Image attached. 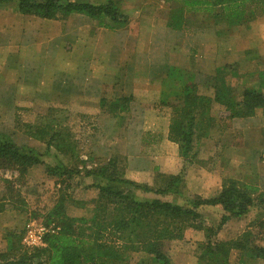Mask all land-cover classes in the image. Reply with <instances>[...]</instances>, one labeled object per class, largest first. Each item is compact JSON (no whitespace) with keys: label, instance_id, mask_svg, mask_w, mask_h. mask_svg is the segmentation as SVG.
Returning a JSON list of instances; mask_svg holds the SVG:
<instances>
[{"label":"rangeland","instance_id":"rangeland-1","mask_svg":"<svg viewBox=\"0 0 264 264\" xmlns=\"http://www.w3.org/2000/svg\"><path fill=\"white\" fill-rule=\"evenodd\" d=\"M120 2L122 9L128 10L131 21L128 28L121 27L120 30L78 13L48 19L0 8V135L21 147L35 149L44 161L24 172L0 168V212L3 211L0 215V251H6V233L10 229L22 232L24 238L31 222L51 229L55 222L47 226V219L61 217L63 212L70 217L94 215L98 193L91 184L97 178H82L83 174L111 158H116L119 173L123 171L125 160L117 154L120 148L110 137L118 138L122 127H126V133L139 128L141 111L132 106L138 104L142 96L155 105L160 100V95L152 92L131 95L132 100L125 111H109L108 104L115 99L117 91H124L118 89L125 80L122 74L118 77V73L129 72L128 65L131 74L126 77L128 88L125 90L134 89L133 81L137 79L134 75L138 73H142L141 79L152 87L163 91L176 88L181 82L168 81L165 86L162 79L151 78L165 72L155 70L154 65L160 68L175 65L184 69L185 80L191 82L192 79L201 95L213 99L209 113L198 117L197 138L216 141L223 147L226 157L222 160L208 154L203 160L198 159L196 144L192 152L194 157L190 155L185 159L180 155L181 170L177 175H182L184 181L177 189L181 191L182 199L192 198L185 191L187 177L195 165L215 170L226 166L222 171L223 180L232 177L260 185L259 189L264 193V116L258 111L252 120H248L251 123L237 129L231 122V111L215 99L216 90L226 92L227 86L241 94L246 87L264 85V12L248 25L229 26L226 21L217 23L203 18L204 13L190 10L187 5L188 26L184 31L175 32V37L168 38L161 25L168 18L170 20L171 11L185 6L183 0ZM137 22L140 31L133 32L141 41L134 44L127 38L131 36L129 32L135 30L131 26ZM219 30L223 31L222 37L216 35ZM197 38L203 40L204 48L197 47L199 43L201 45ZM218 65L224 69L216 76ZM103 97L110 101L106 106L101 104ZM130 106L132 109L129 110ZM168 112L172 110L169 108ZM54 131H61L68 137L73 152L65 154L55 144L49 145ZM231 143L240 147L236 153L232 148L225 149ZM110 145L115 147L109 148ZM61 166L78 172L71 176L64 174L58 170ZM253 169L257 170L254 177L247 172ZM165 181L166 186L169 177ZM68 182H72V187L65 190ZM154 190L157 189L153 187ZM146 193L136 190L139 199L149 198ZM221 214L211 208L202 213V224L212 229L213 241L242 239L249 249L255 244L264 245L260 225L264 221V205L255 206L243 218H232L218 230ZM107 217H111L109 212ZM9 222L12 224L7 227ZM206 232V229L183 226L182 236L166 239L165 250L171 264H209L207 256L200 259L201 244L207 241ZM136 247L139 248V244ZM129 257V263L135 264L148 256L141 247L130 251ZM229 260V264H264V259L249 257L236 248L231 250Z\"/></svg>","mask_w":264,"mask_h":264},{"label":"trees","instance_id":"trees-1","mask_svg":"<svg viewBox=\"0 0 264 264\" xmlns=\"http://www.w3.org/2000/svg\"><path fill=\"white\" fill-rule=\"evenodd\" d=\"M120 1L0 0V8H11L22 14L48 19L78 13L115 29L128 22V15L123 11ZM183 4L191 5V10L195 12L204 13V18H210L217 23L226 21L229 26L248 25L264 12V0H183ZM171 22L170 25L174 28L182 27L185 23L182 8L173 10ZM222 34L223 31L219 30L217 35L222 37ZM178 72L179 70L174 69L163 80L165 86L168 81L181 83L176 88L165 90L162 101L172 108L169 136L179 143L181 156L186 159L190 155L194 157L192 152L199 126L197 120L199 116L209 113L213 99L201 95L193 80L186 81L181 71ZM226 88V92L217 89L215 99L231 111L230 117L253 116L258 111L264 114V85L246 87L241 94L235 93L232 87ZM114 98L111 102L105 97L101 100L102 106L110 102L108 107L112 113L125 110L129 100H132V96ZM62 133L54 131L48 143L55 144L60 151L70 154L74 150L72 143ZM67 134L69 135L68 132ZM43 162L35 149L21 147L12 139L0 135V168L19 169L24 172L26 168ZM117 164L116 158H111L102 166L86 171L82 176L97 178L91 184L98 193L92 217H70L65 212L61 217H49L46 225L55 222V226H52L54 232H46L42 240L44 244L37 247L24 246L21 242L23 233L15 229L9 230L6 233V251H0V264H130L129 252L141 247L148 257L135 264H171L165 250V240L182 236L180 231L183 226L196 230L206 229L207 241L201 244L203 251L200 259L204 260L207 256L210 259L209 264H229L233 248L241 253L245 252L249 257L264 259V245L255 244L249 249L242 239L213 241L210 235L212 229L202 224L203 215L199 210L205 205L219 207L223 212L218 226L220 230L232 218H243L255 206L264 205V193L259 187L227 177L223 180L222 191L216 197L195 196L186 199L185 204L157 198L139 199L136 196L137 189L180 195L181 191L177 188L184 181L183 176H171L164 189L153 191L148 185H139L123 177ZM58 170L70 176L78 172L66 166H61ZM71 183H66L65 190L72 187ZM108 212L111 217H107ZM260 225L264 233V221ZM137 244L139 248L136 247Z\"/></svg>","mask_w":264,"mask_h":264},{"label":"crops","instance_id":"crops-1","mask_svg":"<svg viewBox=\"0 0 264 264\" xmlns=\"http://www.w3.org/2000/svg\"><path fill=\"white\" fill-rule=\"evenodd\" d=\"M162 1L165 3L169 2V0H162ZM187 5L190 6V10H191V5L189 4ZM187 5L180 7L184 10V18H185V23L182 25L180 29L174 28L173 25H170V23H172L171 21H172L173 11L169 13L170 20L168 18L165 24L162 23L161 26L162 28H164L163 32L165 33L166 36H168V38H173V36L176 35L175 32L182 30L184 31V28L188 26V22L186 19ZM123 11L125 12L126 15H128L127 9H124ZM130 22L131 21L128 15V22L127 24L122 26V28H126V27L128 28V25L131 24ZM135 24H136L135 26L134 25L131 26V27H135V30L133 29L132 31H130L129 34L131 36L127 38V40H129L131 43L133 42L134 44L137 43L136 41H141L139 40L138 37H136V35L133 32V31H140V23L137 22ZM120 28L121 27L115 29L120 30ZM205 37L206 36L202 37V39L204 40ZM202 39L197 38V40L201 42V45L199 43L197 47L204 48V46L202 45L203 44ZM213 47L215 48L216 46L215 45L212 46L211 47L212 50ZM205 48L208 49V47ZM174 49L175 48H173V50ZM199 51H202V49ZM221 65H218L215 68V70L217 71L216 76L218 75V72L224 69ZM130 69L131 68L128 65L127 70H129V72L124 70V73H120V74L118 73V77H121L122 74V77H124V79L126 80V77H129L131 74ZM154 69L157 71L158 70L165 71L158 73L156 76L155 75L151 76V78L156 77L157 80L160 79L165 80L166 78L169 77L170 72L173 71L174 69L179 70V72L181 71L180 72L181 74L183 73L184 70L182 68L176 67L175 65L173 66L162 65L161 68L158 67V65H154ZM134 77H135L134 79L137 78L136 80L133 81L134 89L129 88V90H125V88H128V86H127V82L124 80V82L120 83V85L118 86V89H123L124 91L123 92L117 91V96H116L117 98L124 97L127 95L141 96L144 93L152 92L153 94L154 93L159 94L160 100L155 105L154 102H151L148 99V97L142 96L141 99H139L138 104L132 106L133 109H137L138 111H141L138 114V117L141 116L142 118L141 121L139 120L140 121L139 128H137L132 133H126L127 132L126 127H122L120 128L121 134H118V138L112 136L110 137V140L115 139L114 141L116 147L120 148L117 154L119 155V157L121 156L120 158L125 160V162L123 161L124 165L126 163V166H124L125 169H123V171L120 172V174H122L123 177L139 184L148 185V187H150L151 189H153V187L155 189H164L166 182L165 179L167 177L170 178L171 176L177 175L178 172L181 170L180 145L179 143L173 141L169 136V126L171 123L172 112H168V109L170 107L166 106L162 101V96L164 95L163 92L165 91L161 90V88H155L152 87L150 84L144 83V81L141 79L144 77L142 73H138L137 75H134ZM130 109H132L131 106L129 110ZM170 110H172V108H170ZM261 114L264 116L262 112ZM256 115L257 114L247 117H233L231 122L233 126L235 125L237 129L243 128L245 127V125L247 126L249 122L251 123L252 121H248V120H252L251 118H254ZM114 124L117 127L119 126V123L117 124L114 123ZM125 126H127V124H125ZM116 131H118V129ZM122 131L125 133H122ZM195 144L199 148L198 159L203 160L202 158L207 157L208 154L209 156H214V158L218 157L221 158L222 160L225 159L226 157V153L223 150V147H221V145H219L216 141H209L208 139L201 138L200 136L199 138L196 137ZM111 146L112 145H110L109 148ZM230 148H232L233 153H236V151L240 147L238 146L237 143H231L230 146L228 147L225 146V149H230ZM226 168L227 167L225 166V168H221V169L217 168L215 170L213 169V167L204 168V166L201 165L192 166L191 172H189V175L187 177V191H185V194L186 195L188 194L189 197L200 196L202 198H212L218 196L223 189L222 171H224ZM256 171L257 170L253 169L247 172L250 176L254 177V173ZM255 177H257V175ZM254 186L261 187L260 185H254ZM145 196H148L149 198L152 199L157 198L164 201H171L179 204H185V200L182 199L180 195H175L173 193L159 194L151 191V192H147ZM207 208L208 209L211 208L217 212H220V214L222 212L219 207L208 206V205L202 206L199 210L201 213H204L207 210ZM2 213L3 211L0 212V215ZM10 224L12 223L9 222V225H7V227H9Z\"/></svg>","mask_w":264,"mask_h":264},{"label":"built area","instance_id":"built-area-1","mask_svg":"<svg viewBox=\"0 0 264 264\" xmlns=\"http://www.w3.org/2000/svg\"><path fill=\"white\" fill-rule=\"evenodd\" d=\"M49 231L54 232V228L51 227V229L50 228L48 229V227L44 225L36 226L35 223L33 224L31 222L27 225L26 234L22 242L28 245L29 247L42 246L44 244V242H42L43 236L46 232H49Z\"/></svg>","mask_w":264,"mask_h":264}]
</instances>
